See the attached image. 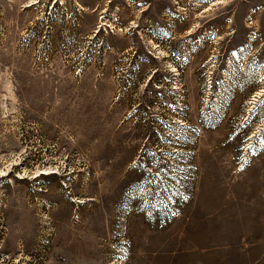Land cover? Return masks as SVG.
Returning <instances> with one entry per match:
<instances>
[{
    "label": "rangeland",
    "instance_id": "1",
    "mask_svg": "<svg viewBox=\"0 0 264 264\" xmlns=\"http://www.w3.org/2000/svg\"><path fill=\"white\" fill-rule=\"evenodd\" d=\"M0 264H264V0H0Z\"/></svg>",
    "mask_w": 264,
    "mask_h": 264
}]
</instances>
